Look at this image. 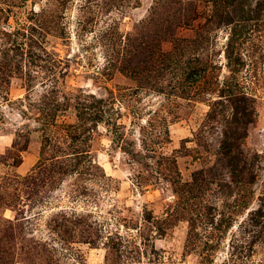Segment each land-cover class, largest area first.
Returning a JSON list of instances; mask_svg holds the SVG:
<instances>
[{
  "label": "rangeland",
  "instance_id": "1",
  "mask_svg": "<svg viewBox=\"0 0 264 264\" xmlns=\"http://www.w3.org/2000/svg\"><path fill=\"white\" fill-rule=\"evenodd\" d=\"M0 264H264V0H0Z\"/></svg>",
  "mask_w": 264,
  "mask_h": 264
}]
</instances>
